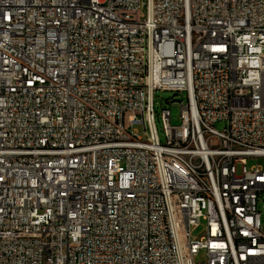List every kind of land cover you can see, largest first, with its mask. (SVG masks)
Listing matches in <instances>:
<instances>
[{
  "label": "built area",
  "instance_id": "1",
  "mask_svg": "<svg viewBox=\"0 0 264 264\" xmlns=\"http://www.w3.org/2000/svg\"><path fill=\"white\" fill-rule=\"evenodd\" d=\"M259 156L264 0H0V264H264Z\"/></svg>",
  "mask_w": 264,
  "mask_h": 264
},
{
  "label": "rangeland",
  "instance_id": "2",
  "mask_svg": "<svg viewBox=\"0 0 264 264\" xmlns=\"http://www.w3.org/2000/svg\"><path fill=\"white\" fill-rule=\"evenodd\" d=\"M174 92L173 91H166V90H155L153 93V102H154V110L156 119L157 116L163 107H167L170 110L171 114V124H178L179 123V107L180 103L179 100H182L183 103L186 102V96H182L180 93L178 95H175L173 97ZM173 99V100H172ZM157 127L160 132V124L157 122ZM214 127L218 130H221L224 127L223 121H218L215 123ZM139 134L143 135L142 129L139 127ZM258 165L262 168H264V156L259 157H248L246 160V167L247 169H250L251 166ZM203 225L204 223L200 225L197 229L192 231V236H200L201 232H203ZM198 258H202L200 255Z\"/></svg>",
  "mask_w": 264,
  "mask_h": 264
},
{
  "label": "water",
  "instance_id": "3",
  "mask_svg": "<svg viewBox=\"0 0 264 264\" xmlns=\"http://www.w3.org/2000/svg\"><path fill=\"white\" fill-rule=\"evenodd\" d=\"M175 96V94H173V97Z\"/></svg>",
  "mask_w": 264,
  "mask_h": 264
}]
</instances>
